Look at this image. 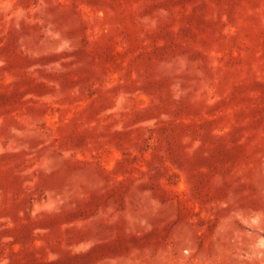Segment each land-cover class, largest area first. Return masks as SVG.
Listing matches in <instances>:
<instances>
[{"label": "rangeland", "instance_id": "374dc122", "mask_svg": "<svg viewBox=\"0 0 264 264\" xmlns=\"http://www.w3.org/2000/svg\"><path fill=\"white\" fill-rule=\"evenodd\" d=\"M0 264H264V0H0Z\"/></svg>", "mask_w": 264, "mask_h": 264}]
</instances>
